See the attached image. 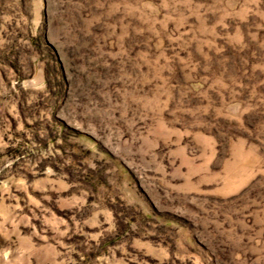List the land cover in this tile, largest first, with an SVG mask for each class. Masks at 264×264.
Returning a JSON list of instances; mask_svg holds the SVG:
<instances>
[{"label":"rangeland","instance_id":"rangeland-1","mask_svg":"<svg viewBox=\"0 0 264 264\" xmlns=\"http://www.w3.org/2000/svg\"><path fill=\"white\" fill-rule=\"evenodd\" d=\"M0 264H264V0H0Z\"/></svg>","mask_w":264,"mask_h":264}]
</instances>
